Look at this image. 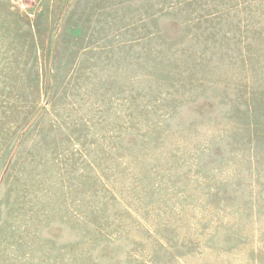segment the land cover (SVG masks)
Masks as SVG:
<instances>
[{
    "label": "rangeland",
    "instance_id": "1",
    "mask_svg": "<svg viewBox=\"0 0 264 264\" xmlns=\"http://www.w3.org/2000/svg\"><path fill=\"white\" fill-rule=\"evenodd\" d=\"M0 264H264V0H0Z\"/></svg>",
    "mask_w": 264,
    "mask_h": 264
}]
</instances>
